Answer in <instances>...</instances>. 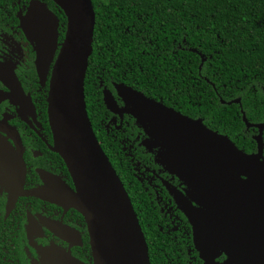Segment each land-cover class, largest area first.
Here are the masks:
<instances>
[{
	"label": "flooded vegetation",
	"instance_id": "flooded-vegetation-1",
	"mask_svg": "<svg viewBox=\"0 0 264 264\" xmlns=\"http://www.w3.org/2000/svg\"><path fill=\"white\" fill-rule=\"evenodd\" d=\"M33 1L46 3L59 18L56 8L46 0H0V264H52L66 255L81 264H94L85 218L69 206L62 193L63 188L76 190V186L65 161L53 151L48 116L50 81L65 34H60L53 60L41 75L35 43L22 27ZM59 22L63 26L60 18ZM110 84L104 90L103 105L92 106L88 115L112 166L122 173L121 181L143 230L151 264H236L235 254L238 264H257L258 258L247 255H256L259 248H252L239 231L235 234L234 227L232 235H237L238 241L218 233L207 235L208 239L200 234L187 210L190 207L200 214L205 210L203 202L195 199L199 197L196 185L179 169L178 131L174 127L155 129L151 116L140 108L136 111L138 106L132 100L140 94L231 138L200 116L183 112L177 103L179 95L172 91L140 90L134 77ZM106 95L111 96V107ZM135 113L144 118L147 128ZM240 113L243 120L242 107ZM244 124L242 138L251 137L255 143L248 154L257 153L260 130ZM263 136L264 130L262 140ZM262 146L264 159L263 142ZM19 152L26 169L23 190L60 192V199L56 196L53 202L47 196H14L11 183L16 169L20 173Z\"/></svg>",
	"mask_w": 264,
	"mask_h": 264
},
{
	"label": "water",
	"instance_id": "water-1",
	"mask_svg": "<svg viewBox=\"0 0 264 264\" xmlns=\"http://www.w3.org/2000/svg\"><path fill=\"white\" fill-rule=\"evenodd\" d=\"M64 13L67 26L64 41L56 60L48 95V116L54 136L53 151L65 161L76 190L63 188L66 201L77 210L88 226L94 264H151L148 245L130 197L105 154L93 130L85 98V79L93 53L96 14L92 0H51ZM22 27L29 40L35 43L39 72L53 60L59 43L60 22L47 4L33 1ZM132 102L144 114L147 112L155 129L174 127L178 131V157L187 180L195 184L205 212L190 207L187 215L205 238L216 233L220 237L244 241L259 248L257 264H264V159L262 132L264 123L248 128L260 130L259 151L248 154L226 136L208 130L202 122L191 120L169 110L161 103L136 94ZM111 107V96L106 95ZM240 104L236 99L228 104ZM147 128L145 120L135 113ZM190 130V133L185 130ZM20 173L11 183L15 197L35 195L56 201L60 192L23 190L26 169L22 154ZM202 194V196H200ZM242 225V226H239ZM234 227V233L232 235ZM240 228V229H239ZM239 229V230H238ZM239 231V232H238ZM214 238H212L213 240ZM52 264H81L66 255ZM238 264V254L234 255Z\"/></svg>",
	"mask_w": 264,
	"mask_h": 264
},
{
	"label": "trees",
	"instance_id": "trees-1",
	"mask_svg": "<svg viewBox=\"0 0 264 264\" xmlns=\"http://www.w3.org/2000/svg\"><path fill=\"white\" fill-rule=\"evenodd\" d=\"M46 1L57 10L63 37L67 19ZM92 2L96 25L85 79L88 113L103 105L111 81L134 77L140 90L178 94L183 112L200 116L247 153L254 150L253 138L241 136L240 107L249 122H264V0ZM236 99L241 105L228 104Z\"/></svg>",
	"mask_w": 264,
	"mask_h": 264
}]
</instances>
